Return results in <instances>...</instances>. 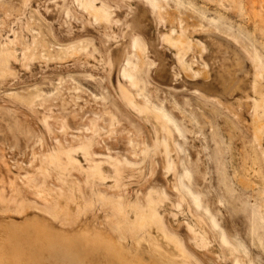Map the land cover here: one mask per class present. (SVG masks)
<instances>
[{"label": "rangeland", "instance_id": "rangeland-1", "mask_svg": "<svg viewBox=\"0 0 264 264\" xmlns=\"http://www.w3.org/2000/svg\"><path fill=\"white\" fill-rule=\"evenodd\" d=\"M95 1L0 0V257L264 264V0Z\"/></svg>", "mask_w": 264, "mask_h": 264}, {"label": "bare ground", "instance_id": "bare-ground-1", "mask_svg": "<svg viewBox=\"0 0 264 264\" xmlns=\"http://www.w3.org/2000/svg\"><path fill=\"white\" fill-rule=\"evenodd\" d=\"M83 2V5H84V7L86 8L85 10H88V11H90L89 13H92L93 15H94V17L96 18V19H99V20H101V21H104L105 23H108V22H110V20L112 21V17H111V15H110V13H108L107 11H105V10H103L102 9V7L101 6H99V5H97L96 4V1L95 0H82ZM141 1V0H140ZM143 1V0H142ZM149 1H150V3H152L153 5H155L156 7L158 6V1L157 0H155V1H153V0H148V4L150 5V3H149ZM161 6V5H160ZM82 7V6H81ZM163 7V6H162ZM152 8H154V7H152ZM158 8V7H157ZM129 9V8H128ZM161 9V8H160ZM159 9V10H160ZM155 11V10H154ZM153 11V12H154ZM159 15H160V13H159ZM99 23H100V21H98ZM104 23V24H105ZM173 31V30H172ZM179 35H180V33H179ZM164 38V37H163ZM173 38V37H172ZM166 40V39H165ZM183 42V41H182ZM170 44V43H169ZM179 46H180V44H179ZM181 48V47H180ZM179 60V59H178ZM180 61V60H179ZM129 63V61L128 62H126V64H128ZM183 66V65H182ZM124 79L126 80V81H128V83L129 84H131L132 86H133V88H136V89H140L141 90V88H140V86H139V84H138V79L136 78V76H134V75H132L130 72H128V70L125 68V73H124ZM123 84V83H122ZM130 85V86H131ZM124 87V86H123ZM125 87H124V90L122 89V91L121 92H123V94H124V96L125 97H127L128 98V101H130V102H132L134 99L132 98H130V97H128L127 95H126V93H125ZM128 92V91H127ZM139 93H141V92H139ZM138 93V94H139ZM142 95V94H141ZM134 97V96H133ZM127 100V99H126ZM147 100L150 102V100H149V97L147 96ZM133 103V102H132ZM145 105H146V103H145ZM148 105V104H147ZM155 106V108L157 109V111L158 112H160V114H161V116H162V118L165 120V121H167V122H169V123H171V122H174L175 123V120H174V116H172V114H170L165 108H163V107H160V106H156V105H154ZM96 125V124H95ZM97 126V125H96ZM177 126V129H178V131L180 132L181 131V129H180V127L178 126V125H176ZM94 128V127H93ZM167 129H168V127H167ZM88 139V138H87ZM84 140H85V138H84ZM83 142H85V141H82V143ZM90 143H92V141L90 142ZM81 145V144H80ZM93 145V144H92ZM92 145L90 144V146L92 147ZM59 146V145H58ZM82 146V147H81ZM80 147H81V149L83 148V145H81ZM87 146H89V141H88V144H86L85 146H84V149H85V151L84 152H86L85 154H87V152H89V151H87L86 149L88 148V150H89V148L90 147H87ZM165 146H166V144H165ZM70 148H72L71 146H69ZM79 146H77V148H75V149H78V148H80ZM167 147V146H166ZM169 147V146H168ZM74 148V147H73ZM55 149H56V147H55ZM69 149V148H68ZM92 149V148H91ZM90 149V150H91ZM169 149V148H168ZM73 150V152H74V149H72ZM72 150L70 151L71 153H72ZM93 150V149H92ZM58 151V150H57ZM169 151V150H168ZM53 152V151H52ZM60 152V151H59ZM170 152V151H169ZM168 152V153H169ZM51 153V152H50ZM54 153V152H53ZM53 153H52V156H54L53 155ZM67 154H68V152H66ZM65 153V154H66ZM90 153H93V152H89L88 153V155H90ZM166 153H167V149H166ZM167 153V154H168ZM87 155V156H88ZM93 155V154H92ZM49 156V155H48ZM65 156V155H64ZM68 157H69V159L71 158L73 161H75L76 159L74 158V157H71L70 156V154H68L67 155ZM66 156V157H67ZM96 156V155H95ZM93 157V156H92ZM97 157V156H96ZM169 157H170V155H169ZM58 158H60V157H58ZM107 158H109V157H107ZM112 158H114V157H112ZM112 158H109V159H112ZM95 160V159H94ZM116 160V159H115ZM92 161V160H91ZM96 161V160H95ZM170 162H171V160H170ZM62 163V162H61ZM95 163V162H94ZM120 164H122V162L120 163ZM184 164V163H183ZM69 165V164H68ZM168 165L170 166V163L168 162ZM94 166H97L96 164L94 165ZM98 166H100V165H98ZM172 166V165H171ZM93 168V167H92ZM94 168H96V167H94ZM93 170H95V169H93ZM96 171V170H95ZM98 171V170H97ZM100 171H101V169H100ZM29 174V173H28ZM31 174H32V172H31ZM191 173H190V171H189V169L188 168H185L184 169V172L182 173V175H180L179 176V178H178V184H179V186H178V188L180 187L184 192H185V194L184 195H187V194H190V196H191V198H192V200H193V202H194V204H195V207L197 206L198 208H197V210L200 208V209H204V211L205 212H207L208 214H210V220H211V223H212V225H213V227H218L219 226V223H218V221H217V219H216V217L213 215V214H211V211H210V209L209 208H203L202 207V203H201V199H200V197H199V195L197 194V193H195L192 189H191V187L189 186V184H186V182H184V179H186L184 176H188V175H190ZM32 176V175H31ZM29 176H27V178H28ZM30 179V178H29ZM28 179V183H30L31 181V179L29 180ZM32 180H33V178H32ZM26 181H27V179H26ZM33 182V181H32ZM31 182V183H32ZM18 186V185H17ZM39 186V185H38ZM17 188V187H16ZM29 188V187H28ZM40 188V187H39ZM181 189H178V190H180L181 191ZM43 190V189H42ZM41 190V191H42ZM17 191V190H16ZM41 191H40V193H41ZM44 192V191H43ZM181 193L183 194V192L181 191ZM166 194V193H165ZM39 195V194H38ZM62 195H64V194H62ZM69 195V194H68ZM60 196V195H59ZM74 196V195H73ZM72 196V197H73ZM12 197V196H11ZM75 197V196H74ZM5 199V198H4ZM12 199V198H11ZM16 199V198H15ZM58 200V199H57ZM6 201V200H5ZM11 201H14L15 202V200H11ZM18 201V200H17ZM19 201H20V199H19ZM21 201H23V200H21ZM25 201V200H24ZM27 202V201H26ZM15 203H17V202H15ZM14 203V204H15ZM18 203H20V202H18ZM29 204V203H28ZM78 204V203H77ZM116 204H118V203H116ZM30 205H32V203L30 204ZM17 206H19V204L17 205ZM56 206V205H55ZM61 206V205H60ZM64 206H66V205H64ZM64 206H62V207H64ZM114 206H116L115 205V203H114ZM16 207V206H15ZM44 207V206H43ZM77 207H78V205H77ZM76 207V208H77ZM116 207H120V206H116ZM194 207V208H195ZM14 208V207H13ZM32 208V207H31ZM57 208V207H56ZM56 208H54V212H55V209ZM61 208V207H60ZM121 208V207H120ZM122 208H123V206H122ZM154 208V207H153ZM152 208V211H151V207L149 208L150 209V211L148 212V211H146V212H144V210H143V212H142V214H141V216L139 217V218H137V219H135L137 222H135V225H133L132 227H133V229H132V232H134L133 233V235L134 234H136L137 232V229H136V227L138 226V224L139 225H143L144 223H151V222H153V221H155V220H157L158 221V219L157 218H159L158 216H157V214H156V212L155 211H153L154 209ZM47 209V208H46ZM59 210V209H58ZM75 210V209H74ZM148 210V209H147ZM195 210H196V208H195ZM19 211V210H18ZM45 211V210H44ZM66 211V210H65ZM78 211H80V210H78ZM121 211H122V209H121ZM199 211V210H198ZM21 212V211H20ZM73 212V211H72ZM71 212V213H72ZM123 212V211H122ZM56 213V212H55ZM198 213V212H197ZM200 213V212H199ZM70 214V213H69ZM55 215V214H54ZM73 215V214H72ZM77 216V215H76ZM139 216V215H138ZM199 217V216H198ZM201 217V216H200ZM199 217V218H200ZM57 218V217H56ZM55 218V219H56ZM68 218V217H67ZM197 218V217H196ZM69 219V218H68ZM160 219L161 218H159V221H160ZM201 220H203V218L201 219ZM158 221V222H159ZM162 222V221H161ZM63 223V222H62ZM198 223V222H197ZM200 223V222H199ZM133 224V223H132ZM136 224H137V226H136ZM161 224H159V226H160ZM200 225H201V223H200ZM162 226V225H161ZM193 226V225H192ZM191 226V227H192ZM143 227V226H142ZM140 228V227H139ZM164 228V227H163ZM163 228H162V230H163ZM118 229L120 230V232H121V229L118 227ZM161 229V228H160ZM192 229H193V227H192ZM164 231V230H163ZM194 231V230H193ZM199 232V231H198ZM197 232V233H198ZM200 232H201V230H200ZM199 232V233H200ZM164 234H166V232H164ZM205 236V235H204ZM134 237H135V235H134ZM166 238V237H165ZM168 238H169V236H168ZM173 238V237H172ZM177 239V238H176ZM200 239H202V238H200ZM174 240V239H173ZM172 240V241H173ZM203 240H205V238L203 239ZM221 240H222V242L223 243H225V244H227V245H231L232 246V244L230 243V241L228 240V237L226 236V234L223 232L222 234H221ZM176 241V240H175ZM174 241V242H175ZM176 243V242H175ZM20 245H21V251L19 252V253H17V254H15L13 257L11 256V255H9V259H8V257H6V256H4V257H0V264H69V262L67 261V260H65V259H62V258H59V259H55V258H49V257H47V255L44 253V251L42 250V246H39V244H37V243H32V244H29L26 240H24V239H22V242L21 243H19ZM181 244V243H180ZM207 244V243H206ZM152 246V245H151ZM232 247H234L235 248V246H232ZM156 248V247H155ZM160 248V247H159ZM182 249V248H181ZM231 249V248H230ZM233 249V248H232ZM156 251H158V250H156ZM163 251V250H162ZM160 252V251H159ZM158 252V253H159ZM231 252H233V251H231ZM161 253V252H160ZM163 253V252H162ZM182 253V252H181ZM164 254V253H163ZM162 254V255H163ZM190 254V253H189ZM128 255V254H127ZM166 254H164V256H165ZM191 255V254H190ZM169 259V258H168ZM171 259V258H170ZM165 262H167V261H165ZM173 262V261H172ZM174 263V262H173ZM176 263H178V262H176ZM184 263V262H183ZM94 264H96V263H94ZM170 264V263H169Z\"/></svg>", "mask_w": 264, "mask_h": 264}]
</instances>
